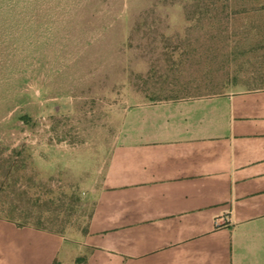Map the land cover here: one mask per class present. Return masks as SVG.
Returning <instances> with one entry per match:
<instances>
[{
    "label": "rangeland",
    "instance_id": "obj_1",
    "mask_svg": "<svg viewBox=\"0 0 264 264\" xmlns=\"http://www.w3.org/2000/svg\"><path fill=\"white\" fill-rule=\"evenodd\" d=\"M263 5L264 0H0V246L9 252L43 247L48 238L24 230H60L56 264L87 261L79 232L87 227L94 188L114 146L119 139H146L161 126L146 121L141 133V122L128 120V111L154 101L151 88L158 75L173 71V61L180 76L194 77L200 89L261 84L263 79L251 76L253 56L237 55L247 47L228 44L251 38L252 25H264ZM201 13L202 21L188 20ZM168 80L163 77L161 85ZM50 195L60 210L46 207ZM31 208L44 218L49 209L58 212L60 219L53 225L39 216L26 222Z\"/></svg>",
    "mask_w": 264,
    "mask_h": 264
},
{
    "label": "crops",
    "instance_id": "obj_2",
    "mask_svg": "<svg viewBox=\"0 0 264 264\" xmlns=\"http://www.w3.org/2000/svg\"><path fill=\"white\" fill-rule=\"evenodd\" d=\"M252 28L228 45L247 47L237 55L253 56L251 76L264 80V25ZM177 63L157 76L154 101L128 111L141 133L161 126L114 146L79 232L87 264H264V81L209 91ZM24 231L45 246H0V264H56L62 235Z\"/></svg>",
    "mask_w": 264,
    "mask_h": 264
},
{
    "label": "trees",
    "instance_id": "obj_3",
    "mask_svg": "<svg viewBox=\"0 0 264 264\" xmlns=\"http://www.w3.org/2000/svg\"><path fill=\"white\" fill-rule=\"evenodd\" d=\"M216 4H214V5H216ZM261 8L264 9V5L261 6ZM205 16L206 15H204V14L201 13V14H197V15L192 16V18H189L188 20L190 22L191 21H194V20L197 21V22H199V21H202V19L205 18ZM48 194L54 195L53 192H51L50 190H48ZM52 195H50L51 197L48 198V202L46 203V207H47V205H48V207L50 205H55V209L58 211V210H60V208H62V206H61L62 204L56 205V204H59L60 201L57 202V200H54V198L52 197ZM73 195H75V194L73 193ZM72 198L73 199H76L74 197H72ZM14 205H15V207H13V209H15V210H21V207L17 206V204H14ZM39 207L43 208V206H41V205H39ZM25 212H28V214L24 215V216H26L24 218L27 219V220L28 219L31 220L34 217H38L39 215H37V214H40V212L39 213L33 212V209L32 208L25 210ZM40 215H43V213L40 214ZM47 215L48 216H46L45 218L43 216H39V217H40L41 221H43L45 219V222L49 223V225L50 224L53 225V223H56L60 219V213H58V212L57 213H51L50 212V209L48 210V214ZM29 220L26 221V222H29ZM18 226H22V225L18 223ZM50 230H52V229H50ZM52 231L61 234L60 230H56V231L55 230H52ZM78 261L81 262V263H83V264H87V262L85 261L84 258H80V259H78Z\"/></svg>",
    "mask_w": 264,
    "mask_h": 264
},
{
    "label": "built area",
    "instance_id": "obj_4",
    "mask_svg": "<svg viewBox=\"0 0 264 264\" xmlns=\"http://www.w3.org/2000/svg\"><path fill=\"white\" fill-rule=\"evenodd\" d=\"M222 221V223H224V221L223 220H221Z\"/></svg>",
    "mask_w": 264,
    "mask_h": 264
}]
</instances>
